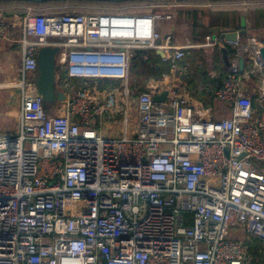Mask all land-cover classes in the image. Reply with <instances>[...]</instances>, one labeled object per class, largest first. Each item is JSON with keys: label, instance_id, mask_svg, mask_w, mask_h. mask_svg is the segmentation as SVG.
Masks as SVG:
<instances>
[{"label": "built area", "instance_id": "built-area-1", "mask_svg": "<svg viewBox=\"0 0 264 264\" xmlns=\"http://www.w3.org/2000/svg\"><path fill=\"white\" fill-rule=\"evenodd\" d=\"M131 8L15 16L22 66L9 87L21 108L18 133L0 132V264H251L257 242L264 252V170L252 162L264 164V42L210 34L175 47L157 29L171 13ZM3 12L0 43H13ZM228 46L235 56L215 102L230 117L217 118L192 96L185 59ZM42 48L58 49L64 116L48 114L28 79ZM136 50H161L178 80L131 89ZM110 81L120 84L101 87ZM116 120L119 135L94 128Z\"/></svg>", "mask_w": 264, "mask_h": 264}, {"label": "trees", "instance_id": "trees-1", "mask_svg": "<svg viewBox=\"0 0 264 264\" xmlns=\"http://www.w3.org/2000/svg\"><path fill=\"white\" fill-rule=\"evenodd\" d=\"M113 6L114 8H126L124 5L133 6L131 9L125 12L129 13H146L150 12L148 8H134V7H144L152 6L154 4L161 3H172L173 1H159V2H131V3H121L112 0H99L97 2H82V1H71L66 0L64 2H51L43 5H34L22 0H0V7L8 8L10 10L9 14H20L25 15L27 9H18L16 7H33L38 9L37 13L44 15H64L66 12L73 13L72 10H63L61 8H66V6H87L86 4L95 3L96 7L102 8L100 11L94 9L91 13H104L112 12L107 9V6ZM180 4H206L211 3L212 6L207 14L200 13L192 10H186L184 12L186 18L191 22L192 25V36L194 40L201 41L213 27H221L224 30L241 31L244 33V29L241 28L242 12L245 8L238 3L244 2L243 0L234 1H177ZM247 3H252L254 5H248L246 8L249 10H255V20L254 26L249 31L252 38L264 42V5H259L258 3L264 2V0H246ZM236 3V4H235ZM222 4H224L222 6ZM229 4V5H226ZM235 4V5H233ZM256 4V5H255ZM105 8V9H103ZM79 11V10H77ZM8 14V13H6ZM182 14V13H180ZM179 14V16H180ZM206 18L209 20L207 24L205 22ZM228 56H231L232 48H226ZM135 57L131 63L130 70V86L131 89H137L139 87H144L145 84L150 79L161 78L164 74L169 73L171 68L170 63H163L160 56L155 50H136L134 52ZM189 55L186 56L185 62L189 63V74L187 76L188 88L192 96L197 100L202 102L207 108H213L215 104L216 92L221 88L226 74L224 73V56L223 52L217 49H207V50H191ZM211 59V63L209 62ZM215 71L214 75L212 72ZM120 84L119 81L106 82L102 88H114ZM254 108L258 107V103L254 99ZM261 244L256 243L254 250V258H263L264 252L260 253Z\"/></svg>", "mask_w": 264, "mask_h": 264}, {"label": "crops", "instance_id": "crops-1", "mask_svg": "<svg viewBox=\"0 0 264 264\" xmlns=\"http://www.w3.org/2000/svg\"><path fill=\"white\" fill-rule=\"evenodd\" d=\"M165 4H168V3L154 4L153 6L159 7V6H164ZM235 4H233V5H235ZM247 4L254 5L252 3H247L246 0H244V2L237 4V5H241V6L243 5V7L245 8V10L242 12V16L245 18V22L244 23L241 22V28L244 29L245 31H244V33L241 31H238V32H241V35H239V36H240L242 41H246L247 39L252 38L249 34V31L254 26V20H255V10L247 9L246 8L248 6ZM258 4L264 5V2H261ZM211 5L212 4L208 3V2L206 4H180L178 8H181V9H179V11L176 13V15L178 17L179 14L182 13V14H180V16H185L184 12L186 10H192V11H196V12L200 13V16H201L202 13L207 14L209 12L210 8L212 6H214V5H212V6ZM223 5L224 4H222V6ZM226 5H229V4H226ZM16 8L27 9V12L29 9V7H16ZM0 9L4 10L3 14L7 18V20L14 25L12 27V30H11V36H12V39L15 40V42H13V43H0V116H4V117L10 118V119H14L19 125L20 108H21V102H20L21 95H20V92L18 89L9 87V83L18 79L20 68L22 66V47H21V44L18 42L20 40V37H21V29L19 27V20L17 18H15L16 15H19V16H22V15L17 14V13L9 14L10 10L8 8L0 7ZM173 10H175V8L171 9L170 11H173ZM181 11H183V12H181ZM6 13H8V14H6ZM170 13L173 15L172 12H170ZM175 17L176 16L174 15L173 18L169 21H167V20L161 21L160 20L157 22L158 31L163 35L164 40L167 39L168 40L167 42L169 44H171L172 46L182 47V46H185L187 44H199L207 36L206 35L201 41L194 40V38L192 36L191 22L186 18L188 20V22H186L187 27H185V26H182L179 23V21H177V20L172 21ZM170 21H172V22H170ZM160 22H170V24H165V23H160ZM205 22L208 24L209 20L206 18ZM228 32H234V31L233 30H224L223 28L216 26V27H213L210 29L208 35L218 34L222 37L223 33H228ZM228 47H231V46H228ZM212 49H217V50L223 52V50H220L218 48H212ZM191 50H204V49L196 48V49H191ZM191 50H189L188 53ZM155 51H157V50H155ZM223 56H224V53H223ZM234 56H235V50H234V48H232L231 56L230 55L228 56V54H227L229 64H230V60L232 58H234ZM160 58L162 59L163 63H167V62L163 61V58L161 56H160ZM248 60H246L247 62L245 61V63H244V66L246 64V68L247 67L250 68L252 65V63L249 62ZM227 68H228V66L226 65L225 57H224L223 69H224V73L226 74V77H227ZM212 73H215V71H213ZM164 75H170L169 76L170 80H175V81L178 80V78L172 74L171 68L169 70V73H166ZM75 83H77V81H75ZM12 89H14V90H12ZM67 103H68V101H67V96H66L63 101L58 102L57 104H54L55 106L53 107L52 110L48 111V114L52 117L64 116L66 114V111H67ZM215 104H218V108H216V109L213 108V109L215 111H217L218 114H221L217 118H229L230 117V112L228 111V108L224 104H221L218 102H215ZM105 125H108L109 128L116 129V132H110V131L106 130L108 133H105L104 131L102 133V130H100V133H102L104 136H107V137H112V136L117 135V131H119L121 129L120 125H113V124H105ZM97 126L100 127V126H103V124L102 125H100V124L96 125L95 127H97ZM136 127H137V125L135 124L134 128L130 129V132L133 133L134 129H136ZM236 236L238 238H242L243 234H237Z\"/></svg>", "mask_w": 264, "mask_h": 264}, {"label": "water", "instance_id": "water-1", "mask_svg": "<svg viewBox=\"0 0 264 264\" xmlns=\"http://www.w3.org/2000/svg\"><path fill=\"white\" fill-rule=\"evenodd\" d=\"M22 1L39 6L51 2H64L66 0H22ZM71 1L89 2L94 0H71ZM114 1L121 3H131V2H159V1L174 2L178 0H114ZM183 1H224V0H183ZM227 1H234V0H227ZM239 35H241V32L234 31V32L223 33L222 37L227 42H235ZM57 52L58 49L55 48H42L40 49L39 52L38 69H37L39 78L37 81V87L43 99V103L46 102V103L57 104L58 102L63 101L66 97L64 93L57 90V77H56L57 69L55 64V57ZM223 53H224L226 65L229 66L227 51L223 50ZM157 54L160 55L162 58L164 57V54L161 50H157ZM261 55L264 59V48L262 49ZM240 66L241 69H243L244 67L243 59H241L240 61ZM166 96L167 93H164L162 96L155 97L154 101L156 102L164 101ZM134 102L137 104V100L134 99Z\"/></svg>", "mask_w": 264, "mask_h": 264}, {"label": "rangeland", "instance_id": "rangeland-1", "mask_svg": "<svg viewBox=\"0 0 264 264\" xmlns=\"http://www.w3.org/2000/svg\"><path fill=\"white\" fill-rule=\"evenodd\" d=\"M107 3L109 4V2H107ZM174 3H175V1H174ZM86 5L87 6H83V5L82 6H78V5L77 6H66V8H61V9H63V10H72V9H74L76 11H74L73 14H88V13H91V11L94 10V9L95 10L98 9L99 11L102 9V8H99V7L94 6V5H96L95 3L86 4ZM109 5L110 6H107V7L108 8H111V9H107V10H113V9H115L113 6H111V4H109ZM123 7H126L127 8V7H133V6L124 5ZM103 9H105V8H103ZM179 9H181V8L176 7L175 10L169 11L168 8H165L164 10L161 11L160 8L154 7V8H151L150 11L151 12H162V13H167V14H169L170 12H172L173 13V16L174 15L176 16L172 21L177 20V21H179V23L182 26L187 27V23L186 22H188V20L186 19V16H178L177 17V15H176V13L179 11ZM77 10H79V11H77ZM181 12H183V11H181ZM66 14H72V13L71 12H66ZM240 20L243 23L245 22V18L243 16L240 18ZM172 21H170V22H172ZM170 22H160V23L170 24ZM204 50H207V49H204ZM209 62L211 63V59H209ZM56 69H57V71H59L60 77H62L63 74H64L62 72V68L60 66L56 65ZM213 74L216 75L215 73H213ZM38 78H39V74H38L37 71L35 73H30L28 75V79L31 82H33L35 85H37ZM12 84H13V82H10L9 83V86H11ZM12 90H14V89H12ZM54 106L55 105L52 104V103H46V102L44 103V108H45V110L47 112L50 111V110H52ZM213 108L214 109L218 108V104H214V107ZM118 122H120V121L119 120L113 121V125H116ZM95 126H94V128L97 129L98 131L102 130V133H103V131L105 133H108L106 130H108L110 132H116V129L109 128L108 125H105V124H103V126H100V127H98V126L95 127ZM18 131H19L18 123L14 119H10V118L4 117V116H0V132H6L8 134H17ZM121 132H122V127H121V129L119 131H117V135H119ZM252 162H253V165L254 166H258L260 169H263L264 170V164H262V163H259L258 164L256 161H252ZM251 264H264V256H263V258L262 257L259 258L258 256L255 257V258L252 257Z\"/></svg>", "mask_w": 264, "mask_h": 264}, {"label": "flooded vegetation", "instance_id": "flooded-vegetation-1", "mask_svg": "<svg viewBox=\"0 0 264 264\" xmlns=\"http://www.w3.org/2000/svg\"><path fill=\"white\" fill-rule=\"evenodd\" d=\"M99 0H94V1H91V2H97ZM56 77H58V73L56 72Z\"/></svg>", "mask_w": 264, "mask_h": 264}]
</instances>
